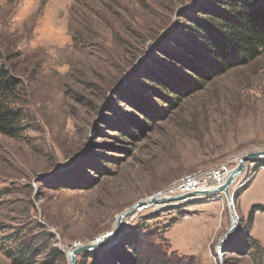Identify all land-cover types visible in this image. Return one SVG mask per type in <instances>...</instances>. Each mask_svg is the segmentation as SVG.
<instances>
[{
    "label": "rangeland",
    "instance_id": "rangeland-1",
    "mask_svg": "<svg viewBox=\"0 0 264 264\" xmlns=\"http://www.w3.org/2000/svg\"><path fill=\"white\" fill-rule=\"evenodd\" d=\"M214 7L227 10L218 0H0V48L26 115L20 136L0 133V264H20L38 234L33 264H70L72 245L106 239L137 201L264 150V53L219 67L195 23ZM251 162L231 186L234 234L250 229L264 247V211L250 221L264 205V166ZM142 207L114 244L76 264H127L135 227L173 262L264 264L250 246L218 251L233 219L223 193Z\"/></svg>",
    "mask_w": 264,
    "mask_h": 264
},
{
    "label": "trees",
    "instance_id": "trees-1",
    "mask_svg": "<svg viewBox=\"0 0 264 264\" xmlns=\"http://www.w3.org/2000/svg\"><path fill=\"white\" fill-rule=\"evenodd\" d=\"M218 1L227 7L226 11L214 7L212 9L214 17L208 18L210 22L195 21V23L197 25L196 32L205 35V42L211 46L209 50L212 52L211 55L216 57L219 67L225 70L235 66L234 64H247L257 59L264 53V0H245L244 5L240 0ZM215 20L219 23H214ZM213 27L217 28L218 33L213 31ZM205 48L207 49L206 46ZM21 83V79L15 76L6 64L5 54L0 48V133L10 137L20 136L26 126V115L18 106ZM259 166H264V159L257 160L255 168ZM239 191L236 194H239ZM256 210L264 211V205L251 207V222ZM249 232L250 229L232 235L225 244V251H234L239 247L250 246L260 252L264 261L263 245L258 239L251 237ZM125 234L127 246L136 253V255L129 256L127 264H180L179 261L173 262L171 258H168L167 253L163 250L156 248L152 251L156 243H154L151 232L143 233L135 227ZM40 241H42L41 234L35 235L31 244L24 247L29 255H25L22 251L17 261L20 264H33L36 256L45 249L40 251L39 248H35L41 243ZM107 254L112 262L120 263L118 253L111 251Z\"/></svg>",
    "mask_w": 264,
    "mask_h": 264
},
{
    "label": "water",
    "instance_id": "water-1",
    "mask_svg": "<svg viewBox=\"0 0 264 264\" xmlns=\"http://www.w3.org/2000/svg\"><path fill=\"white\" fill-rule=\"evenodd\" d=\"M263 158H264V150L245 153L239 159L238 165L230 171V173L226 176V178L224 179L221 185H219L218 187L214 189H210L207 191H196V192H192V193L185 195V196H188V195H192V196L210 195L211 196V195H216L218 193H223L225 195L227 199L228 207L231 211L233 219H232L231 226L229 227V230L218 241L217 249L219 252L221 251L222 247L226 243L227 239L234 234L238 226L239 218L236 212V207L234 203V195L231 192V186L238 179V177L242 174L247 161H257ZM181 197L183 196H178L173 199H179ZM157 200L159 199L151 197L149 198L148 202L157 201ZM161 200H165V199H161ZM145 204H147V200H140V201H137L131 208L121 212L117 216L116 225L114 229L112 230V234L110 235L111 237L109 239L98 242L97 241L98 238H97L95 240H92L91 242H87L79 246L76 245L77 243L72 245L71 248L67 251L70 264H76L77 256L80 253L97 250L99 248L108 247L109 245L114 244L120 238V236L123 233L124 228H126L127 226L125 219L129 216H132L140 207H142Z\"/></svg>",
    "mask_w": 264,
    "mask_h": 264
},
{
    "label": "built area",
    "instance_id": "built-area-1",
    "mask_svg": "<svg viewBox=\"0 0 264 264\" xmlns=\"http://www.w3.org/2000/svg\"><path fill=\"white\" fill-rule=\"evenodd\" d=\"M251 166H256V161L251 162ZM230 171L231 169L227 165H219L210 169L200 170L183 175L172 182L169 186L160 190L152 196L154 198H158L159 200L152 202L149 201L145 205L164 207L170 204L187 203L192 199L211 198L214 195H185L196 191H207L218 187L223 183L224 179L230 173ZM178 196L183 197L179 199H173ZM145 205H143V207Z\"/></svg>",
    "mask_w": 264,
    "mask_h": 264
},
{
    "label": "bare ground",
    "instance_id": "bare-ground-1",
    "mask_svg": "<svg viewBox=\"0 0 264 264\" xmlns=\"http://www.w3.org/2000/svg\"><path fill=\"white\" fill-rule=\"evenodd\" d=\"M149 198H150V197H148L147 199L149 200ZM148 200H147V203H148ZM110 235H111V234H110ZM110 235H109V236H107V238H106V239H101V240L97 239V241H98V242H99V241L101 242V241H103V240H107V239H109V238L111 237ZM97 241H95V242H97ZM76 245H77V246H79V245H82V244H81V243H80V244H79V243H77Z\"/></svg>",
    "mask_w": 264,
    "mask_h": 264
}]
</instances>
